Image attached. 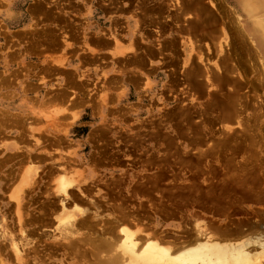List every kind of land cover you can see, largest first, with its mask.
Wrapping results in <instances>:
<instances>
[{
	"label": "rangeland",
	"instance_id": "rangeland-1",
	"mask_svg": "<svg viewBox=\"0 0 264 264\" xmlns=\"http://www.w3.org/2000/svg\"><path fill=\"white\" fill-rule=\"evenodd\" d=\"M243 19L235 0H0V264H104L120 229L264 223Z\"/></svg>",
	"mask_w": 264,
	"mask_h": 264
},
{
	"label": "bare ground",
	"instance_id": "bare-ground-1",
	"mask_svg": "<svg viewBox=\"0 0 264 264\" xmlns=\"http://www.w3.org/2000/svg\"><path fill=\"white\" fill-rule=\"evenodd\" d=\"M235 2L244 17V21L237 22L240 25L238 30L242 29L241 36L245 33L262 55L259 65L264 73V0ZM124 51L116 49L115 55L118 52L123 56ZM55 183V191H62V181ZM15 191H11L9 198L14 200L15 214L18 215L20 198ZM68 213L58 208L55 213L58 225L71 224L76 214L73 211ZM119 233L105 246L107 256H104V264H264V223H238L231 228L216 224H193L175 232L167 233L163 229L152 231L143 237L135 236L126 229H120Z\"/></svg>",
	"mask_w": 264,
	"mask_h": 264
}]
</instances>
